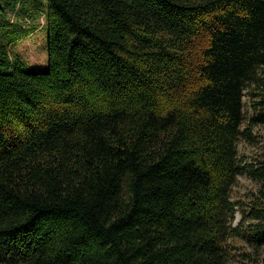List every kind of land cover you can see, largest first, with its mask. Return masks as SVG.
Returning <instances> with one entry per match:
<instances>
[{
  "label": "trees",
  "instance_id": "16d2710c",
  "mask_svg": "<svg viewBox=\"0 0 264 264\" xmlns=\"http://www.w3.org/2000/svg\"><path fill=\"white\" fill-rule=\"evenodd\" d=\"M44 27L45 71L0 42V264H257L264 0H47Z\"/></svg>",
  "mask_w": 264,
  "mask_h": 264
},
{
  "label": "rangeland",
  "instance_id": "374dc122",
  "mask_svg": "<svg viewBox=\"0 0 264 264\" xmlns=\"http://www.w3.org/2000/svg\"><path fill=\"white\" fill-rule=\"evenodd\" d=\"M46 5L47 0H0V26L8 28L0 29V42L6 47L10 58L20 55L28 63L29 70L34 72L47 69V41L44 27ZM243 98L248 108L247 96ZM254 132L257 135V145L251 146L242 138L237 144L238 159L241 162H253L255 152L262 150L264 133L261 129H254ZM257 187L258 184L250 177L239 174L231 197H239L242 193ZM239 220L240 216L236 213L233 224L235 225ZM259 258L257 264H264V248L261 249ZM227 264H248V262L236 254Z\"/></svg>",
  "mask_w": 264,
  "mask_h": 264
}]
</instances>
